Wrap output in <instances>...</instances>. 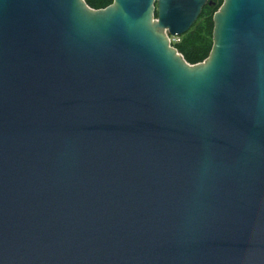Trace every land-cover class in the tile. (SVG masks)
<instances>
[{
  "label": "water",
  "instance_id": "obj_1",
  "mask_svg": "<svg viewBox=\"0 0 264 264\" xmlns=\"http://www.w3.org/2000/svg\"><path fill=\"white\" fill-rule=\"evenodd\" d=\"M207 4L0 0V264H264V0L190 65Z\"/></svg>",
  "mask_w": 264,
  "mask_h": 264
},
{
  "label": "trees",
  "instance_id": "obj_2",
  "mask_svg": "<svg viewBox=\"0 0 264 264\" xmlns=\"http://www.w3.org/2000/svg\"><path fill=\"white\" fill-rule=\"evenodd\" d=\"M84 1L91 9L101 10L111 6L114 0ZM223 2L224 0H208L197 22L185 36L181 37V42L175 45V49L188 64L197 65L209 57L213 46V17Z\"/></svg>",
  "mask_w": 264,
  "mask_h": 264
},
{
  "label": "built area",
  "instance_id": "obj_3",
  "mask_svg": "<svg viewBox=\"0 0 264 264\" xmlns=\"http://www.w3.org/2000/svg\"><path fill=\"white\" fill-rule=\"evenodd\" d=\"M170 45L175 48L176 44H179L181 42V37H168Z\"/></svg>",
  "mask_w": 264,
  "mask_h": 264
}]
</instances>
